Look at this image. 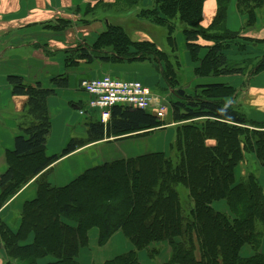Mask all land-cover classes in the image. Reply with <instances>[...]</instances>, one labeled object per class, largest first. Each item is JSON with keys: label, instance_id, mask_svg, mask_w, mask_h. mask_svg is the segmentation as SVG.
<instances>
[{"label": "trees", "instance_id": "trees-1", "mask_svg": "<svg viewBox=\"0 0 264 264\" xmlns=\"http://www.w3.org/2000/svg\"><path fill=\"white\" fill-rule=\"evenodd\" d=\"M143 1L120 0L119 4L133 10ZM153 1L154 8L142 9L140 18L168 28V44L174 51L173 21L181 22L187 51L197 64L196 77L245 75L246 69L233 65L226 54L229 45L225 43L242 35L226 29L229 0H220L208 29L201 26L205 0ZM237 9L245 18L244 30H253L264 0H238ZM69 25V21L59 20L48 29L63 32ZM254 42L264 44V39ZM202 50H207L203 59ZM71 52L76 55L67 59V68H77L80 62L154 61L168 88L179 85L170 56L150 40L134 41L120 26H107L92 45H79ZM262 72L264 56L249 78ZM7 82L13 96L27 98L34 123L20 128L14 150L5 154L8 169L0 176V211L31 182L36 189V196L23 204L16 229L0 223V250L10 261L40 264L52 258L49 264H79L77 258L89 245V233L98 229L100 247L122 233L134 248L105 264H139V254L146 250L158 257L161 250L156 247L160 244L170 253L163 264H264V186L254 175L241 181L236 176L247 154H253L264 167V121L251 120L226 102L236 95V89L205 85L198 86L192 96H176L177 101L170 104L171 119L182 126L176 131L170 154L115 158L58 187L50 181L49 168L62 158L105 140L110 143L151 135L166 128V122L152 112L115 106L106 123L99 116L89 119L86 138L71 139L61 153L50 156L48 99L57 95L56 89L69 87L68 78H52L54 89L30 83L20 75H9ZM173 151L177 162L171 156ZM180 185L193 202L190 210L181 204ZM218 203H225L226 212L215 209ZM245 248L251 256H242Z\"/></svg>", "mask_w": 264, "mask_h": 264}, {"label": "crops", "instance_id": "crops-1", "mask_svg": "<svg viewBox=\"0 0 264 264\" xmlns=\"http://www.w3.org/2000/svg\"><path fill=\"white\" fill-rule=\"evenodd\" d=\"M119 2L120 0H0V176L8 169L5 154L7 151L14 150L15 138L19 134L20 128H27L34 123V119L29 115L26 106L27 98L13 96L12 88L6 80V74L18 72L28 82H40L47 89H54L50 83L52 78L58 76L68 78L69 87L67 89H56L57 95L48 99L52 123V132L47 140V154L50 156L59 154L71 139L86 138L88 120L99 118L96 111L89 112L86 109L90 96L80 89V82L83 78L97 79L112 76L121 79L128 73L133 75V80H142L130 71L134 65H129L126 62L121 64L100 62L87 64L80 62L77 68L66 67V61L72 57L70 55L73 54L71 52L73 49H77L79 45H92L97 36L106 30L107 26L116 25L108 16L107 9L113 7L116 9V6L120 5ZM219 3L220 0H205L201 22L202 28L208 29L212 25L218 13ZM237 3L238 0H229L226 29L235 33L246 32L244 30L245 18L238 12ZM88 10L91 11L90 14H87ZM234 17L237 18L236 27L232 23ZM140 19L145 20L144 18ZM59 20L69 21L70 25L63 32H54L52 29H48L50 26H56ZM85 21L90 22V24H86ZM120 27L123 28L122 25ZM249 32H254L264 39V24H257L256 28L249 30ZM136 35L140 37L138 41L150 40L154 42L142 30H137ZM66 51H70V54ZM203 53H205L204 56H202ZM206 53L207 50H202L200 58L203 59ZM196 66L193 63L194 71ZM48 83L51 87H47ZM142 83L145 85L147 80H143ZM216 83L217 81H203L200 86L215 85ZM220 84L231 86L237 90L233 98L226 100L229 104L251 120L264 121V72L250 78L240 74L225 76L221 79ZM75 98H78L80 102L76 103ZM69 105L84 111L87 115L82 127L80 124L75 125L73 119L76 117H71L68 111ZM59 116L60 122L57 125L64 127V131L56 137L54 118ZM109 141L105 140L85 146L86 148L62 158L49 169H57L58 166L65 165L76 158L78 162L80 158H86L84 153L93 148L123 142L108 143ZM50 150L51 154H49ZM121 158H129V156H122ZM107 161L110 160L104 162ZM91 164L84 166L79 163L75 164L73 168H76L77 172L69 175L67 182H71L73 177L76 178L83 171L90 168ZM33 182L27 185L13 200L33 189ZM11 202L9 203L11 204ZM90 233H93L95 243L90 245L89 242L88 247L80 256L82 264H105L120 255L128 253H116L125 244L120 233L115 234L104 247H100L98 244V229H93ZM0 253H2V250H0ZM1 255L0 264H4ZM169 259V256L166 257L161 264L166 263ZM43 262L44 260L40 264Z\"/></svg>", "mask_w": 264, "mask_h": 264}, {"label": "rangeland", "instance_id": "rangeland-1", "mask_svg": "<svg viewBox=\"0 0 264 264\" xmlns=\"http://www.w3.org/2000/svg\"><path fill=\"white\" fill-rule=\"evenodd\" d=\"M154 6L155 4L153 0H144L143 6H140L138 9L128 10L127 8H124L122 6H116L117 7L116 9L115 7L107 9V13H109L108 16L114 22L113 24H116V26L122 25L125 31L127 32V34L134 41L137 42L140 38L136 35V31L142 30L151 37V39L161 50H163L165 53H167V55L170 56L171 63L174 65L175 70L178 73L177 77L179 79V85L177 86L176 89L168 88L167 84L163 80L161 68L156 62L147 61L145 63H140V62L129 63V65H134V67L130 71L134 72L140 79H142L140 80V82H143V80L144 81L147 80V83H145V85L152 91L156 99L162 105L166 106L164 118L162 119L163 121L166 122V128L156 130L151 135L142 138L133 139V140L130 139L123 142H119L117 144L111 143L104 145L102 147L88 150L87 152L84 153V156L86 158H80L78 162L76 161L77 159L76 158L75 160L69 161L65 165L58 166L57 169H52L49 173L50 174L49 177L53 185L58 187L67 185L69 183L67 182V177L77 172L76 168L73 167L75 164L78 163L83 166L92 163L91 167H93L104 163L105 160H114V158H118V157L121 158L122 156L134 157L150 152H165L170 154V145L175 143L176 131L178 130L179 127L182 126V124L172 123V119H171L172 112H171L170 104L173 101H177L176 92L181 90L184 91L187 96H192L196 88L200 86V83H202L203 81H217L216 84L221 83V79H223L224 76L208 77V78H200V77L196 78L194 76V69H193L194 62L192 61L189 52L187 51L185 45L186 44L185 37L183 33L185 27L181 24L180 21L178 20L173 21L175 25L174 38L176 40V45H177L174 51L168 44V28L158 26L157 24H154L147 19L143 20L139 18L140 11L142 9L148 10L154 8ZM99 15L101 16V14ZM232 23L234 24L235 27L237 26L236 17L232 19ZM259 24H264V10H261L259 12L258 25ZM241 34L242 35L240 37L235 38L234 40L227 41L225 43V45H229L228 46L229 49L226 51V54L233 65L238 67L240 66L246 69L245 75L249 77L250 71L255 67L257 62L261 59V57L264 54V44L256 43L254 41L263 40V38H260L254 32L251 33L247 30L246 32H241ZM204 54L205 53H203L202 56H204ZM9 75L22 76L18 72H11L6 74V80ZM132 76L133 75H129L128 73H126V75L121 79L124 81H131L133 80ZM47 87H51V85H49L48 83ZM74 101L76 103L80 102L78 98H75ZM86 109H88V107H86ZM68 111L72 118L73 116L76 117L73 119L75 125L80 124L82 127L84 121L87 119V115L85 114L81 115L80 114L81 110L75 109L73 106L70 105L68 106ZM59 118L60 116L54 118V122L56 124V134H55L56 137L62 134V132L64 131V127H59L57 125L60 122ZM62 150L59 153H61ZM49 154H51V150L49 151ZM171 156L173 160L177 162V153L175 151L171 153ZM263 170L264 167L258 164V162L255 159V156L253 154H247L244 163L236 171L237 180L241 181V179L247 177L248 175H254L260 180L261 184L264 186ZM74 179L75 177H73V180ZM177 190L179 192L180 200L183 208L184 209L186 208L187 210L192 209L193 202H191L189 199L187 189L182 185H180L177 188ZM34 191L36 192V189L33 187V189L29 190V192H25L16 200H13V202L9 204V206L3 208L0 211V223L7 225L11 229H16L21 219L20 211L22 209V206L25 202L32 200L36 196L35 194V196L32 197V195H34ZM214 207L216 210L226 212L225 203L215 204ZM258 228L262 230L260 225H258ZM120 235L124 239L125 244L116 253H123V252L126 253L134 250L133 246L124 237V235L122 233H120ZM89 239H90L89 240L90 245L95 243L93 233H90ZM31 241L29 240L27 244H30ZM165 246H166L165 244H160L159 246L156 247L157 249L161 250V253L158 257L156 256L153 257L148 250L140 253L139 254L140 264H161L162 262H164L166 257L169 256V252ZM85 250L81 252L80 256L82 255V253H84ZM263 251H264V240H263ZM251 254L252 253L249 248H245L242 252V256L244 257H249L251 256ZM0 255L3 256L2 261L4 262V264H9L11 262L12 264H17L16 260L10 261L7 258L5 251H2ZM80 256L77 258V261H79V264H82V261L80 260ZM52 261H54L52 258H47L46 260H44L42 264H49V262ZM20 263L28 264L25 262H20Z\"/></svg>", "mask_w": 264, "mask_h": 264}, {"label": "built area", "instance_id": "built-area-1", "mask_svg": "<svg viewBox=\"0 0 264 264\" xmlns=\"http://www.w3.org/2000/svg\"><path fill=\"white\" fill-rule=\"evenodd\" d=\"M80 89L90 96L89 111H96L106 123L110 110L115 106L137 108L152 112L159 119L164 118L166 106L162 105L152 91L143 83L135 80L124 81L112 76L83 80ZM84 115V111H81Z\"/></svg>", "mask_w": 264, "mask_h": 264}, {"label": "water", "instance_id": "water-1", "mask_svg": "<svg viewBox=\"0 0 264 264\" xmlns=\"http://www.w3.org/2000/svg\"><path fill=\"white\" fill-rule=\"evenodd\" d=\"M176 95H177V96H180V97H183V96H185V92L179 90V91L176 92Z\"/></svg>", "mask_w": 264, "mask_h": 264}]
</instances>
